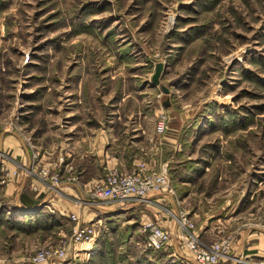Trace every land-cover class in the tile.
Listing matches in <instances>:
<instances>
[{
	"label": "rangeland",
	"instance_id": "rangeland-1",
	"mask_svg": "<svg viewBox=\"0 0 264 264\" xmlns=\"http://www.w3.org/2000/svg\"><path fill=\"white\" fill-rule=\"evenodd\" d=\"M162 118L181 148L171 163L177 198L200 237L211 227L203 243L234 245L244 229L264 231V0H0V264H34L60 246L67 257L48 264L151 263L141 245L120 250L126 226L103 238L126 222L122 213L108 228L80 218L95 236L74 242L76 223L62 222L63 234L31 225L39 218L15 208L12 185L27 176L32 188L58 190L73 179L71 168L69 177L59 171L56 124L156 129ZM14 132L30 161L13 158ZM90 189L82 203L116 204L92 202Z\"/></svg>",
	"mask_w": 264,
	"mask_h": 264
},
{
	"label": "crops",
	"instance_id": "crops-1",
	"mask_svg": "<svg viewBox=\"0 0 264 264\" xmlns=\"http://www.w3.org/2000/svg\"><path fill=\"white\" fill-rule=\"evenodd\" d=\"M56 125L55 155L56 157L63 155L66 159V163L61 165L59 171H61L62 176L69 177L70 173L67 172V169L71 168L73 179L64 181L62 187L58 190L57 188L45 190L44 186L40 185L37 187L33 185L32 188V181L29 183L30 180L27 176L15 181L12 187L16 192L17 204L15 208H18L19 212H22L24 216L31 214L30 212L35 214L43 223V230L54 224L50 231L53 232L56 229L59 234L65 232L62 228L66 224H62V222L74 223L70 218L71 214H76L86 222L96 221V223H100V221H104L105 226L108 228L111 220L117 219L115 214L117 212L118 214L122 213L121 215L124 217L122 219H125L126 222L122 223L120 228L115 231L116 233L112 232V226L111 229L108 228L102 233L104 239L110 240L115 235H121L124 231L122 227L126 226V230L130 231L127 236L123 235L121 238L125 241L119 243L120 250L124 247L129 250L131 245H141L140 243L144 239V235L140 231L141 224L145 222L152 221L162 226L171 225V221L163 211L153 210L152 207L137 206L135 204L122 206V204L116 203L108 208H102L88 203L84 204L81 201L85 200L87 190L103 179L112 168H117L121 172H130L135 169L139 162L146 161L153 170L160 169L165 162H168L169 169L173 170L174 166L171 163L175 161L181 148H177L179 142L171 136L172 133L168 134L166 132L167 134L159 135L156 133L155 126L153 129H149L148 125L142 126L140 123L131 126L128 125L127 121L120 122L114 119L99 121L98 125L88 123L80 126L75 124L77 129L74 126L64 128L65 125ZM9 137V140L15 141L17 145L16 147L9 146L14 151L13 158L20 157L24 162L30 161V151L25 142L22 141L21 135L14 132ZM28 183L29 187H27ZM34 201L37 203L32 204ZM136 220L140 226L138 229H134L135 223L133 221ZM210 231L211 227L208 225V228L201 233L206 237V234ZM201 237L205 239V237ZM137 238L141 240L138 243L136 242ZM106 244L108 245L109 242H106ZM142 252L147 253L149 259L152 260L148 264H172L166 260L169 258L175 264H181L180 262L176 263V260L166 250L144 249ZM161 252L166 257H156V253ZM233 255L234 258L217 264H235L239 258L241 264H252L259 259H264V231L251 232V228L242 230L240 237L233 245ZM191 256L189 253L190 263L194 264ZM129 260L130 258H125L124 261L129 264L131 263ZM142 263L146 264L144 261Z\"/></svg>",
	"mask_w": 264,
	"mask_h": 264
},
{
	"label": "built area",
	"instance_id": "built-area-1",
	"mask_svg": "<svg viewBox=\"0 0 264 264\" xmlns=\"http://www.w3.org/2000/svg\"><path fill=\"white\" fill-rule=\"evenodd\" d=\"M166 132L167 120L162 118L156 126V133L163 135ZM52 179L58 181V173L52 176ZM89 196L93 198H91L92 202H97L94 199H100L107 203H119L122 206L135 204L163 208L171 225L162 226L152 221L141 224L140 231L144 239L140 244L145 249L166 250L181 264H192L189 253L194 264H217L234 258L231 237H222L209 245L203 243L196 232L195 222L183 207L182 201L177 198L168 162L163 163L158 170L151 169L146 161L139 162L130 172H121L117 168H112L102 180L91 187ZM70 217L76 223L71 234L74 242L94 238V224L82 226L79 216L71 214ZM66 250L68 249L65 246L42 249L31 261L34 264H48L55 260H64L67 257Z\"/></svg>",
	"mask_w": 264,
	"mask_h": 264
},
{
	"label": "water",
	"instance_id": "water-1",
	"mask_svg": "<svg viewBox=\"0 0 264 264\" xmlns=\"http://www.w3.org/2000/svg\"><path fill=\"white\" fill-rule=\"evenodd\" d=\"M165 65L162 62H158L156 65V70L153 74L152 80L155 84H159L160 83V76L163 72ZM164 92H168L167 88H163Z\"/></svg>",
	"mask_w": 264,
	"mask_h": 264
},
{
	"label": "trees",
	"instance_id": "trees-1",
	"mask_svg": "<svg viewBox=\"0 0 264 264\" xmlns=\"http://www.w3.org/2000/svg\"><path fill=\"white\" fill-rule=\"evenodd\" d=\"M170 168H171V167H170ZM169 173L172 174V170H171V169H169ZM170 176H171V175H170ZM171 177H172V176H171ZM171 179H172V182H173V184H174L173 178H171ZM174 186H175V185H174ZM22 199H23V201H25V199H24L23 197H22ZM36 203H37V202L34 201L32 204H36ZM34 220H35V223H33V224L31 223V225L37 226V224H39V225L41 224V223H40V222H41L40 219H37V218H36V219H34ZM27 221H28V220H27Z\"/></svg>",
	"mask_w": 264,
	"mask_h": 264
}]
</instances>
